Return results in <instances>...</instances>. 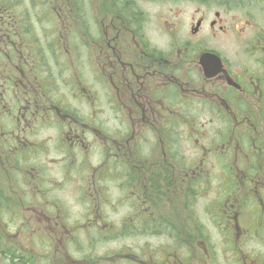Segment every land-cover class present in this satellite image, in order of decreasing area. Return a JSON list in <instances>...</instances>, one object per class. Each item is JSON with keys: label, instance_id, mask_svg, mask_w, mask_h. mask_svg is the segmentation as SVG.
I'll return each mask as SVG.
<instances>
[{"label": "flooded vegetation", "instance_id": "1", "mask_svg": "<svg viewBox=\"0 0 264 264\" xmlns=\"http://www.w3.org/2000/svg\"><path fill=\"white\" fill-rule=\"evenodd\" d=\"M263 248L264 0H0V264Z\"/></svg>", "mask_w": 264, "mask_h": 264}, {"label": "rangeland", "instance_id": "2", "mask_svg": "<svg viewBox=\"0 0 264 264\" xmlns=\"http://www.w3.org/2000/svg\"><path fill=\"white\" fill-rule=\"evenodd\" d=\"M73 1V0H72ZM94 0H91V2H93ZM96 3V2H95ZM94 3V4H95ZM93 4V5H94ZM167 6V3L166 4H163L161 5L160 9H164L165 7ZM160 9H157L156 11L154 12H151V16H149V21H150V24H151V27H152V33L153 32H158L159 33H162L160 30H158L156 28V25L158 24V20L162 17L161 14H159L160 12ZM57 28V25L54 23V28L53 29H56ZM212 190L215 191V181L213 182V185H212ZM263 238V237H262ZM248 248H250V246L248 245ZM254 248V247H253ZM252 248V249H253ZM256 249H258V247H256ZM264 249V248H263ZM255 251V250H254Z\"/></svg>", "mask_w": 264, "mask_h": 264}]
</instances>
